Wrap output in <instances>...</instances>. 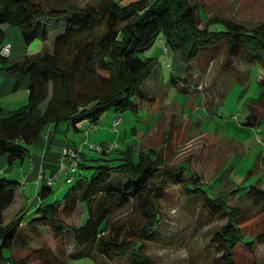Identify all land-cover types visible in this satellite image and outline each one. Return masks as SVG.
<instances>
[{
  "label": "trees",
  "instance_id": "16d2710c",
  "mask_svg": "<svg viewBox=\"0 0 264 264\" xmlns=\"http://www.w3.org/2000/svg\"><path fill=\"white\" fill-rule=\"evenodd\" d=\"M205 16L198 0H132L125 5L119 0H95L84 6L71 0H0V41L4 38V26L20 27L25 43L31 44L37 39L47 41L55 28L54 21L63 23L54 39L53 53L43 49L10 64L1 55L6 69L30 78V88L25 105L17 109L0 105V155L8 156L11 165L24 161L34 144L63 121L78 129V124L85 120L98 124L111 109L137 112V98L150 97L146 81L158 63L155 57H143L142 53L158 39L174 51L176 61H182L185 71H190V62L208 49L225 47L228 63L231 58L244 57L249 64L264 69V25L249 28L235 21ZM76 81L86 84L84 91H75ZM263 94L262 88L258 98ZM250 118L246 125L261 121ZM110 149L103 148V156L90 167L80 152L76 171L68 168L66 172V181L73 185L62 200L46 202L58 177L49 185L45 175L30 222L25 219L30 212L25 207L6 221L19 181L0 174V264H29L30 256L17 259L5 255V250L12 249L21 239L28 235L31 238L23 225L35 233L39 227L51 226L56 236L70 234L77 250L70 253L69 259L88 257L100 264L127 258L134 264L152 263L146 246L163 221L156 197L165 191L170 180L184 181L188 199H201L211 214L226 219L212 236L215 244L222 247V255L214 257L212 264H236L240 251L254 257L257 241L264 240V232L251 238L240 225L247 216L264 213L262 180L248 186L234 181L237 186L228 193L214 188L209 191L208 187L213 185L204 184L186 163L173 167L157 149ZM88 167L93 169L89 175L82 172V168ZM75 174H80L77 181ZM229 195H236L237 202L244 195L260 210L254 214L242 204H231ZM127 207L141 211L144 222L132 228L120 222L116 215ZM79 209L80 219L84 214L88 218L81 224H68L67 219ZM38 251L41 253L44 248ZM58 264L66 262L60 260Z\"/></svg>",
  "mask_w": 264,
  "mask_h": 264
},
{
  "label": "rangeland",
  "instance_id": "374dc122",
  "mask_svg": "<svg viewBox=\"0 0 264 264\" xmlns=\"http://www.w3.org/2000/svg\"><path fill=\"white\" fill-rule=\"evenodd\" d=\"M42 1L47 3L48 0ZM71 1L82 6L95 2ZM119 1L125 5L132 0ZM198 3L206 19L223 18L249 28L264 25V0H198ZM62 26L63 23L55 26L47 41H37L40 48L53 53L54 39ZM16 28L24 44L22 29ZM165 47L164 40L158 39L154 46L142 53L143 57H155L158 63L154 74L146 81L150 97L145 100L137 98L140 106L137 112L111 109L96 125L87 120L80 122L82 129L77 131L63 121L60 126L64 133H58L57 137L77 143L80 152L84 151L85 163L89 167L103 156L101 150L104 147L116 144L121 149L124 146H133L137 150L157 149L173 167L186 163L204 184L213 185L208 187L209 191L214 188L228 193L237 185L248 186L258 180H262L264 185V94L258 98L262 88L264 90L261 83L264 69L249 64L244 57L231 58L228 63L225 47L221 50L208 49L190 62V71H185L182 61H176L174 51L169 50L168 53ZM184 66L187 67V63ZM172 76L175 77L174 82ZM74 85L76 92L84 91L86 87L80 81ZM118 117H121L122 123L116 128L113 127V119ZM249 117L250 120L261 121L254 126L246 125ZM30 152L24 161L19 160L13 165L9 163L8 156L0 155L5 157L6 167L16 169L12 173H4L0 168V174L21 184L17 189L15 204L7 211L6 221H10L20 210L17 206L20 197L25 199V208L30 210L26 221L30 222L35 216L37 180L25 182L34 157L33 151ZM89 167L82 168V172L89 175L93 171ZM229 177L234 180H229ZM79 178L80 174H75V181ZM185 178L190 179L188 176ZM72 185L66 181L63 172L46 202L62 200ZM183 187L184 181L170 180L165 191L156 197L163 221L156 235L148 240L146 252L153 262L147 264H212L214 257L222 255V247L215 244L212 236L226 223V219L211 214L201 204V199H188ZM236 199V195H233L229 202L235 204ZM236 204L251 208L254 214L260 210L252 206V201L244 195ZM79 210L67 219L68 224H81L88 218L84 214L81 220L82 210ZM116 218L129 228L144 222L143 213L130 207L119 211ZM240 226L245 235L256 238L264 232V213L252 218L247 216ZM22 228L31 238L28 235L25 240L21 239L12 249H6L5 255H14L17 259L30 256L29 264H58L60 260L66 264H97L93 258H68L70 253L77 250L76 243L68 233L56 236L51 226L39 227L38 233L28 230L26 225ZM257 245L254 257L248 252H237L236 264H264V240L257 241ZM42 247L44 251L39 253ZM100 264L134 263L124 258Z\"/></svg>",
  "mask_w": 264,
  "mask_h": 264
},
{
  "label": "crops",
  "instance_id": "0c3cea01",
  "mask_svg": "<svg viewBox=\"0 0 264 264\" xmlns=\"http://www.w3.org/2000/svg\"><path fill=\"white\" fill-rule=\"evenodd\" d=\"M58 23L60 22L54 21V26L60 25ZM16 27L18 26H12V25L4 26L5 29L4 38L3 41H0V49L4 44L7 43L11 44L12 46L10 56L6 57L9 64L23 59L24 56H32L42 51L43 49L40 48V44L37 42V41H41L40 39L35 40L31 44H26L25 42L23 44L21 40V33ZM24 45H26V48ZM20 50L21 53H19ZM29 88H30V78L28 76L22 75L17 72H12L6 69L5 64H3L2 56L0 54V105H3L7 109L19 108L16 106L28 102ZM60 125L61 124H59L58 126H52L48 131L47 135L39 139L32 148L33 151L32 153L34 154V157L31 159L32 165L30 167L29 172L25 176V182H27L28 180H32L33 182H36L37 180L36 183L37 185L35 184L36 194L39 193V190L42 186V180L38 182L39 175L41 173H44L48 177L60 178L63 172L66 174L69 168V162L67 159L63 157V150L67 146L78 147L77 143H72L71 141H67L57 137L58 133H64V129H62ZM77 128L82 129V124L81 123L78 124ZM73 129L76 131L78 130L76 128ZM136 131L137 129L134 128V132ZM85 145L86 142H84L83 146ZM83 152L84 151H82V153ZM0 168L1 171H4V173L5 172L12 173L16 170V169L12 170V168L6 167V160L4 156L0 157ZM19 186H21L20 181L18 187ZM16 197H17V191H16ZM25 205H26L25 199L23 197H20L19 203L17 204V206H19L18 208L21 209L25 207Z\"/></svg>",
  "mask_w": 264,
  "mask_h": 264
},
{
  "label": "built area",
  "instance_id": "2783aa9c",
  "mask_svg": "<svg viewBox=\"0 0 264 264\" xmlns=\"http://www.w3.org/2000/svg\"><path fill=\"white\" fill-rule=\"evenodd\" d=\"M11 44L7 43V44H4L1 49H0V54L4 57H9L10 54H11ZM166 51L168 52L169 49L168 47L166 46L165 47ZM121 117H118V118H115L113 120V127H118L121 123ZM114 148L116 147V144H113V145H110L109 148ZM101 150V149H100ZM63 157L65 159L68 160L69 162V170L74 172L76 171L78 165H79V162H80V159H81V156H80V150L75 147V146H67L64 148L63 150ZM45 178V174L44 173H41L39 175V180H42V178ZM56 178V177H55ZM48 184H53L54 183V178L53 177H48Z\"/></svg>",
  "mask_w": 264,
  "mask_h": 264
}]
</instances>
